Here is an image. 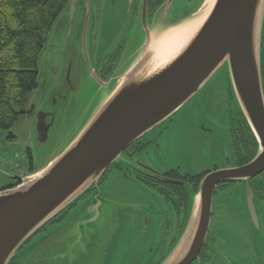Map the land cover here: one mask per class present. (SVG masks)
I'll list each match as a JSON object with an SVG mask.
<instances>
[{"label": "rangeland", "instance_id": "1", "mask_svg": "<svg viewBox=\"0 0 264 264\" xmlns=\"http://www.w3.org/2000/svg\"><path fill=\"white\" fill-rule=\"evenodd\" d=\"M193 1H175L165 22L171 25L188 17L196 8ZM135 5L136 0H88L91 30L85 43L82 35L78 40L76 36L79 5L70 33L68 24L58 19L55 35L58 32L62 37L55 40V35H51L54 27L39 55L38 85L25 105L28 114L18 118L10 130H0V187L43 170L62 153L100 104L104 96L100 83L120 74L118 63L124 64L134 49L128 29ZM120 43L118 59L105 78L104 69L110 70L105 65ZM231 88L228 68L223 65L175 115L144 135L153 139L160 130L163 135L157 140L158 147L151 144L132 159L122 155L108 169L103 184L93 188L91 197L81 196L74 204V212L57 224L46 225L23 244L15 254L14 264L161 263L173 246L165 249V255L161 248L155 251L164 230L160 214L162 208H169L164 202L161 207L159 197L140 183L126 181L121 168L142 170V166L159 175L171 169L180 175L232 169L235 158L230 123L237 121L240 110ZM41 113L54 117L45 143L38 141L36 132ZM9 135L13 139H8ZM97 190L104 200L98 223L93 225L86 213L96 201ZM237 196L241 198L238 212H248L241 222L246 226L245 221H249L264 233V209L256 202L249 204L247 195L243 199V191H236L234 198ZM167 216L173 218L170 211ZM223 217L226 219L227 215ZM98 227L104 230L95 233ZM210 231L214 232L211 228Z\"/></svg>", "mask_w": 264, "mask_h": 264}, {"label": "water", "instance_id": "2", "mask_svg": "<svg viewBox=\"0 0 264 264\" xmlns=\"http://www.w3.org/2000/svg\"><path fill=\"white\" fill-rule=\"evenodd\" d=\"M175 1L164 0L148 17L147 0H136L128 29L134 49L124 64L118 63L120 74L100 83L104 89L100 104L56 159L16 187L0 192V264H9L32 236L96 187L130 145L175 115L223 65L228 68L239 112L257 142L256 155L243 167L213 172L202 179L190 197L186 221L160 264L194 263L209 230L215 186L251 178L264 169L260 75L264 0H214L207 17L178 52L155 65V58L159 61L161 57L148 52L151 39L195 20L206 0H194L196 8L188 17L168 25L165 20ZM78 5L76 36L78 40L82 35L85 43L91 30L88 0H68L49 35L54 27L51 35H55L62 19L71 32ZM56 37H62L61 33ZM53 118V114H39L36 132L40 143L46 142ZM94 199L86 213L93 225L98 223L104 200L99 190ZM103 230L98 227L94 232Z\"/></svg>", "mask_w": 264, "mask_h": 264}, {"label": "flooded vegetation", "instance_id": "3", "mask_svg": "<svg viewBox=\"0 0 264 264\" xmlns=\"http://www.w3.org/2000/svg\"><path fill=\"white\" fill-rule=\"evenodd\" d=\"M162 1L147 0L148 17L158 9ZM121 47L120 43L107 61L105 67L110 66V70L104 69L105 78H107L111 68L114 67ZM260 73L264 96V23L261 34ZM191 124L192 121L189 125ZM230 125L232 133L231 146L235 158V166L231 168L236 169L247 165L253 160L257 151V142L248 129L242 114H239L235 123L231 121ZM159 131L153 139H147L145 136L141 137L130 145L122 155L127 159H132L135 155L145 151L151 144L158 147L157 140L163 135ZM140 168L142 170L132 169L130 166L121 168L123 170L122 177L126 181L134 180L150 190L161 200V207L162 202L168 206L169 210L162 208V214H160V217H163L164 220V230L162 231L163 235L160 239V244L155 250L157 251L161 248L162 254L165 255L182 229L190 197L197 192L202 179L216 170L194 175H180L177 170L171 169L159 175L145 167L140 166ZM106 173L98 185L103 184ZM236 191H243V199L247 195L249 204L252 205L256 202L264 209V169L251 178L238 181H223L215 186L212 193L209 230L200 248L197 260L192 264H264V233L255 229L251 223L248 224L249 221H245L247 222L246 226L241 222L242 219L247 218L248 212L246 211L243 215L238 212L237 207L241 198H238V196L237 199L234 198ZM93 192L94 189L91 188L85 193L83 198L91 197ZM242 207L245 208L244 200ZM76 208L77 206L73 205L60 214V219H56V217L49 224L59 223L67 214L74 212ZM167 211H170L173 215L171 220L167 216ZM223 215H227V218L224 219ZM55 220L60 221L54 222ZM210 228L214 232L210 231ZM169 237L170 239H168ZM163 255L160 257L161 260ZM15 260L16 256L12 258L9 264H14ZM157 264L160 263L158 262Z\"/></svg>", "mask_w": 264, "mask_h": 264}, {"label": "trees", "instance_id": "4", "mask_svg": "<svg viewBox=\"0 0 264 264\" xmlns=\"http://www.w3.org/2000/svg\"><path fill=\"white\" fill-rule=\"evenodd\" d=\"M67 2L0 0V130H10L18 118L28 114L25 105L37 88L39 55ZM19 184L16 180L0 187V192Z\"/></svg>", "mask_w": 264, "mask_h": 264}, {"label": "bare ground", "instance_id": "5", "mask_svg": "<svg viewBox=\"0 0 264 264\" xmlns=\"http://www.w3.org/2000/svg\"><path fill=\"white\" fill-rule=\"evenodd\" d=\"M213 3L214 0H206L201 9V13L195 20L189 21L176 28H172L164 34L151 39L148 52L152 54H159V57H161L159 61L158 58H155V65L167 59L168 55L178 52L181 46L193 35L202 21L207 17Z\"/></svg>", "mask_w": 264, "mask_h": 264}]
</instances>
